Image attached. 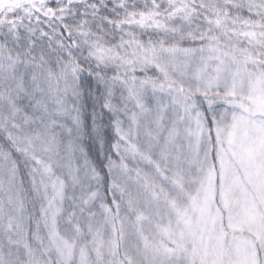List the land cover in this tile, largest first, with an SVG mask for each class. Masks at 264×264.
<instances>
[{"label": "snow or ice", "instance_id": "obj_1", "mask_svg": "<svg viewBox=\"0 0 264 264\" xmlns=\"http://www.w3.org/2000/svg\"><path fill=\"white\" fill-rule=\"evenodd\" d=\"M0 264H264V0H0Z\"/></svg>", "mask_w": 264, "mask_h": 264}]
</instances>
